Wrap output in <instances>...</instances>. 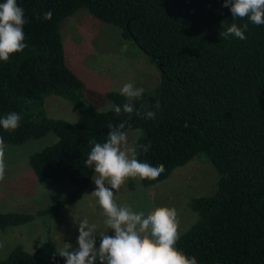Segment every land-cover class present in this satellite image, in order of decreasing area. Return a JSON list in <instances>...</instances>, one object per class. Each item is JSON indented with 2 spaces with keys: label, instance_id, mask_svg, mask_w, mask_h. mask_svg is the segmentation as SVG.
<instances>
[{
  "label": "trees",
  "instance_id": "obj_1",
  "mask_svg": "<svg viewBox=\"0 0 264 264\" xmlns=\"http://www.w3.org/2000/svg\"><path fill=\"white\" fill-rule=\"evenodd\" d=\"M5 0H0L4 3ZM24 9L25 49L0 61V118L21 116L15 131L0 127L5 144L21 145L52 133L56 142L29 157L37 179L47 186L69 181L72 191L37 213L57 218L80 201L94 176L85 166L93 147L106 142L108 125L127 121L123 131L140 130L136 144L150 145L138 159L164 165L155 180L167 179L198 156L218 174L215 192L191 200L196 222L176 243L197 264H264V25L233 20L224 0H17ZM85 9L120 30L159 70L161 81L144 91L135 108L141 115L98 111L84 97L85 85L65 60L59 33L63 19ZM52 12L50 20L44 14ZM232 23L248 24L240 40L219 33ZM70 102L80 112L75 123L50 118L46 97ZM111 105L126 98L110 91ZM159 101L160 108L154 105ZM155 119L142 118L145 111ZM33 215L0 212V234ZM0 264H65L48 240L34 253L16 247Z\"/></svg>",
  "mask_w": 264,
  "mask_h": 264
},
{
  "label": "rangeland",
  "instance_id": "obj_2",
  "mask_svg": "<svg viewBox=\"0 0 264 264\" xmlns=\"http://www.w3.org/2000/svg\"><path fill=\"white\" fill-rule=\"evenodd\" d=\"M67 65L84 83L85 100L98 111L110 108L106 98L110 91L120 92L123 84L132 82L144 91H152L159 85V70L133 44L122 37L116 27L99 21L85 9L65 18L59 25ZM45 110L50 118L75 123L80 112L67 100L50 95L45 99ZM129 143H137L140 130L126 131ZM57 138L48 133L42 138L31 139L21 145H6L5 180L0 182V212H16L35 216L18 227L7 228L0 234V260L8 257L13 249L21 247L34 253L40 246L51 240L57 254L63 243L78 247V224L85 218L97 224V231H106V217L91 196L95 190L93 179L84 192L83 198L62 209L57 218L37 216V213L63 199L71 191L69 181L55 186L41 183L29 165L31 154L55 143ZM218 174L204 157L198 156L186 165L175 169L170 176L157 184L143 186L140 178H128L115 193L118 204H133L134 208L147 214L158 206L174 207L179 214L182 235L197 220L189 204L192 199L210 196L215 192ZM115 191V190H114ZM114 235L109 229L106 233ZM100 237L96 236L95 246L99 248ZM64 259V258H63ZM99 264V261H96Z\"/></svg>",
  "mask_w": 264,
  "mask_h": 264
},
{
  "label": "clouds",
  "instance_id": "obj_3",
  "mask_svg": "<svg viewBox=\"0 0 264 264\" xmlns=\"http://www.w3.org/2000/svg\"><path fill=\"white\" fill-rule=\"evenodd\" d=\"M224 7L230 8L233 20L247 18L255 25H264V0H224ZM52 12L44 14L50 20ZM26 23L24 9L17 0H5L0 3V61H7L10 55L21 52L27 46L23 31ZM248 24L232 23L227 30L219 33L223 38L230 35L240 40L246 39ZM120 95L126 98L121 106L111 105V109L119 114L135 112L141 115V108H135L134 101H139L144 93L143 88L136 87L132 82L123 84ZM154 107L160 108L159 101ZM142 118L155 119V112L145 111ZM21 116L16 112L8 113L0 118V127L5 131H15L20 126ZM127 121L118 125H108L106 142L89 141L93 145L85 166L92 167L96 173L93 179L95 190L91 196L103 211L106 219V231L98 232L97 224L83 219L78 224L76 249L70 243H63L58 255L65 264H197L195 256H187L176 248L179 239L180 221L176 208L158 206L147 214L136 210L133 204H118L115 193L128 178L155 180L164 172V165L153 167L139 160L142 150L147 152L150 145L129 143L127 132L123 131ZM6 145L0 137V182L5 180ZM115 190V191H114ZM111 229L114 235H107ZM100 237L99 248L95 246L96 236Z\"/></svg>",
  "mask_w": 264,
  "mask_h": 264
}]
</instances>
